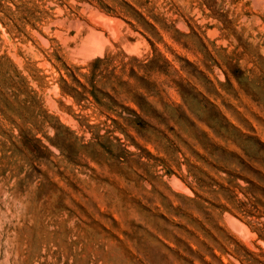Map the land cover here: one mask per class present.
Listing matches in <instances>:
<instances>
[{"label": "rangeland", "instance_id": "1", "mask_svg": "<svg viewBox=\"0 0 264 264\" xmlns=\"http://www.w3.org/2000/svg\"><path fill=\"white\" fill-rule=\"evenodd\" d=\"M0 264H264V0H0Z\"/></svg>", "mask_w": 264, "mask_h": 264}, {"label": "bare ground", "instance_id": "2", "mask_svg": "<svg viewBox=\"0 0 264 264\" xmlns=\"http://www.w3.org/2000/svg\"><path fill=\"white\" fill-rule=\"evenodd\" d=\"M97 13H98V12H97ZM95 15H96V13H95ZM97 15H98V14H97ZM101 15H102V14H101ZM113 28H114V27H113ZM92 29H93V28H92ZM94 30H95V29H94ZM115 30H116V29H115ZM90 31H91V30H90ZM91 33H92V32H91ZM92 34H93V33H92ZM94 34H95V33H94ZM96 35H97V34H96ZM97 36H98V35H97ZM99 37H100V36H99ZM42 42H44V41H42ZM77 46H78V45H77ZM81 46H84V45H81ZM97 46H98V45H97ZM111 46H112V45H111ZM82 48H83V47H82ZM82 48H79V49L81 50ZM92 48L95 49V48H97V47L93 46L92 44H88V45L85 46L86 51H88V49H92ZM81 51H82V50H81ZM84 51H85V50H83L82 52H84ZM86 51H85V52H86ZM238 223H239V222H238ZM238 223H237V224H238ZM235 227H236V226H235ZM239 229H240V228H239ZM239 229H238V230H239ZM240 231H241V230H240Z\"/></svg>", "mask_w": 264, "mask_h": 264}]
</instances>
